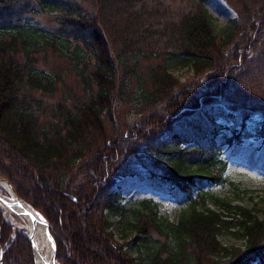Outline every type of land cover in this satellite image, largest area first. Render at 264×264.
Returning a JSON list of instances; mask_svg holds the SVG:
<instances>
[{
	"label": "trees",
	"instance_id": "trees-1",
	"mask_svg": "<svg viewBox=\"0 0 264 264\" xmlns=\"http://www.w3.org/2000/svg\"><path fill=\"white\" fill-rule=\"evenodd\" d=\"M207 1L194 0L193 11L163 23L155 0H0V176L49 222L60 264H137L155 232L167 239L150 254L152 264H264V219L207 191L190 199L176 223L148 201L132 209L134 249L125 250L111 230V217L124 211L112 188L117 178L142 173L133 164L140 146L168 157L169 165L151 174L172 189L190 193L198 177L238 187L224 176L217 137L225 127L213 104L226 98L230 142L253 135V115L264 123V83L251 86L253 96L231 97L242 84L250 87L247 64L264 28V0H253L261 11L255 22L248 12L247 28L236 21L222 36ZM225 1L241 18L252 0ZM41 15L54 29L31 24ZM52 54L63 62H50ZM177 66L207 76L178 93ZM134 87L148 104L178 99L174 112L166 105L146 116L126 143L105 124ZM256 135L264 140V128ZM79 165L85 180L70 185ZM226 235L242 246L224 245ZM0 264H36L28 236L1 211Z\"/></svg>",
	"mask_w": 264,
	"mask_h": 264
},
{
	"label": "rangeland",
	"instance_id": "rangeland-1",
	"mask_svg": "<svg viewBox=\"0 0 264 264\" xmlns=\"http://www.w3.org/2000/svg\"><path fill=\"white\" fill-rule=\"evenodd\" d=\"M155 1L159 4L158 7H161V9L159 7L162 12L160 18H162L163 23H173V21H177L183 13L195 9L194 0ZM259 1L261 2V0ZM151 4H153V1L149 2V6ZM258 5L259 2L257 4L256 1L252 0L251 3H249V8L244 10V16L241 18L238 17L236 11L227 5L225 0H208L206 8L214 18L216 32L219 36H222L223 30L236 21L239 28H247V21L244 20L249 15L248 12L250 15L254 16L252 21L255 22L261 12L258 9ZM125 20L126 19H124V21ZM31 24L40 27L42 30L46 29L49 31L55 27L50 18L45 15L36 16L35 19L31 21ZM238 31L241 32L238 34V37L245 36L243 34L244 31ZM262 40L264 42V28L260 29V34L258 33L256 37V46L254 49L257 50V53L251 57L247 64L251 74H249L251 77V79H249L250 87L247 89L243 88L244 84H242L240 86V92L232 93L231 97L233 99L242 96L247 98L248 96L255 95L252 88L255 86L258 90L262 87L261 84L264 83V51H260V49L263 48L262 45H260ZM228 49L229 48L225 51ZM49 57L50 62H63L56 54H52V56L50 55ZM172 74L179 85L178 93L181 91H183V93L186 92L185 90L190 89V86L199 82L201 79H205L207 76V74L205 75L204 73L197 75L194 70L187 66L174 67L172 69ZM246 80V78L241 77L240 82H246ZM237 82L239 81L237 80ZM178 93H176V96H179ZM225 99L226 98L223 97L221 102H215L213 104V111L217 113V123L225 127L218 135L217 143L219 145L221 158L227 165L224 176L235 181L238 187L230 183L216 184L207 178L198 177L196 185L190 193L172 189L168 183L163 182L157 175L151 174V171L160 173L162 168L168 166V157L159 154V149L157 148L140 146L136 156H131L130 160H132V157L134 158L133 164L140 168L142 173L140 175H126L117 178L112 188L113 192L119 194V202L122 208H124V211L119 215H113L111 217L113 221L111 230L114 234V239L123 244L125 250L136 248V243L132 239L134 233H131V230L127 228V222L135 220L136 217L132 209L140 207L143 201H148L151 205H157L163 219L176 223L180 212L188 207L190 199L195 198L201 191H207L220 197H227L235 204L254 209L255 213L260 218L264 219V140L256 135L259 130L264 128L263 118H261L259 114L253 115L252 119L247 123V132H251L253 135L242 136L239 141L233 140L230 142L229 139L232 137V132L229 127L234 126V124L228 114V103ZM51 101L52 99L48 98L49 104ZM176 101H171L168 104L166 102L164 105L148 104L143 98L140 89L134 87V89L130 90V93L124 97L123 101L117 102L112 116L106 121L105 127L107 130L112 131V137L127 143L129 137L132 135V130L139 127L143 128L145 125L144 121L147 120L146 116L159 114L160 110L162 111V108H165L166 105L170 106L171 110H175ZM172 112L174 111L172 110ZM168 117L171 116L168 115ZM237 129H240V127H237ZM110 140H112V138ZM77 167L78 168L73 171L68 181L70 185H75L76 183L80 184L85 180V176H83L81 172L83 167L81 165ZM0 193L4 196L8 194L1 186ZM42 201L44 200L42 199ZM207 207L215 208V205L213 202L209 201ZM8 208L9 207L5 203L0 201V211L6 222L10 223L15 228L21 229L17 225V222L21 221L20 216L17 213L11 212L9 210L10 208ZM166 239V237L160 236L156 232L153 233L151 239L148 240L147 246H142V257L138 260L137 264H152L150 254L155 250L159 242H165ZM221 240L224 245L229 246L234 245L240 247L243 244L241 238L233 235L223 236ZM137 253V251H134L132 255L138 258ZM161 256H166L165 251H161ZM252 264L258 263L253 262Z\"/></svg>",
	"mask_w": 264,
	"mask_h": 264
},
{
	"label": "bare ground",
	"instance_id": "bare-ground-1",
	"mask_svg": "<svg viewBox=\"0 0 264 264\" xmlns=\"http://www.w3.org/2000/svg\"><path fill=\"white\" fill-rule=\"evenodd\" d=\"M0 186L8 193L5 198L10 202L11 208H13L8 209L17 213L21 218L17 225L27 234L32 232L34 235V241L37 245V250L35 251L37 264H60L54 259L53 247L47 236V225L43 217L28 204L16 199L10 185L1 178Z\"/></svg>",
	"mask_w": 264,
	"mask_h": 264
},
{
	"label": "water",
	"instance_id": "water-1",
	"mask_svg": "<svg viewBox=\"0 0 264 264\" xmlns=\"http://www.w3.org/2000/svg\"><path fill=\"white\" fill-rule=\"evenodd\" d=\"M0 178L1 179H3V180H5L8 184H9V182L5 179V178H3V177H1L0 176ZM10 185V184H9ZM10 187H11V189H12V191H13V193L15 194V196H16V199H18L19 201H23L22 199H20L19 198V196L17 195V193L15 192V190L13 189V187L10 185ZM0 201H2L3 203H5L10 209H13V208H11V204H10V202L5 198V196L4 195H2L1 193H0ZM24 202V201H23ZM26 203V202H25ZM31 207V206H30ZM35 211V210H34ZM37 212V211H36ZM38 213V212H37ZM44 219V218H43ZM44 221H45V223H46V225H47V236H48V238H49V240H50V243H51V245H52V247H53V256H54V259L56 260V258H55V253H56V244H55V241H54V238H53V236H52V234H51V232H50V224H49V222L46 220V219H44ZM28 238H29V240L31 241V243H32V249H33V253H34V256H35V251L37 250V245H36V243H35V241H34V235H33V233L32 232H30V233H28ZM35 263L37 264V262H36V257H35Z\"/></svg>",
	"mask_w": 264,
	"mask_h": 264
}]
</instances>
